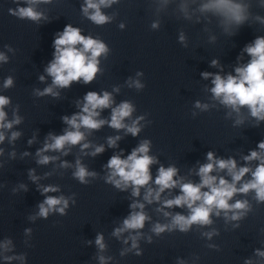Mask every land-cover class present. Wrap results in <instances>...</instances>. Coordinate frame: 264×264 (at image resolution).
<instances>
[{
    "label": "water",
    "instance_id": "1",
    "mask_svg": "<svg viewBox=\"0 0 264 264\" xmlns=\"http://www.w3.org/2000/svg\"><path fill=\"white\" fill-rule=\"evenodd\" d=\"M206 2L208 0H169L165 5L163 0H119L102 9L112 20L96 25L82 12L85 0L35 4L36 10L43 13L39 21L21 19L10 12V9L27 7L29 0H0V52L8 57L7 62H0V94L11 97V104L6 107L8 119L13 118L17 105L19 115L24 118L20 125L6 130L8 136L16 130L22 131V136L12 143L6 139L0 145L5 149L0 157L3 163L0 167V264H100L101 255L112 258L107 264H180L181 260L185 264H245L248 259L252 264H264V257L256 255V249L264 250V203H257L254 191L233 198L247 199L251 205V211L240 220L226 221L222 212L220 217H213L212 225H193L187 233L173 231L160 236L151 232V226L157 221L167 223L168 218L156 210L157 203L145 202V211L152 220L141 230L144 234L139 240L142 255H136L135 249L121 255L124 249L131 247V241L124 243L129 233L119 238L112 235L114 228L120 226L131 211L132 200H142L144 192L142 189L139 198L132 197L130 188L121 192L105 183L108 170L103 165L121 149L126 156L144 139H150V154L159 160V164L152 166L153 177L160 164L175 165L179 168L178 175L198 181L196 170L199 164L206 162L208 151H214L218 157L236 158L238 167L248 164L254 170L258 164L256 160L248 162L243 157L264 140V121L258 122L252 117L247 106L237 114L212 100L211 78L205 80L201 73L235 74L237 66L250 60L243 49L257 36H264V22L257 19L258 16L264 18V0H243L250 5L248 20L238 28L232 26L229 31H225L222 17L199 10ZM182 4H187V16ZM155 21L159 22L157 29L152 28ZM121 23L125 25L123 29ZM67 24L80 27L83 34L98 37L108 45L107 56L98 58L101 72L89 84L73 82L70 88L57 89L61 93L58 98L36 96L35 89L43 90L51 84L52 78L45 67L53 58L56 34ZM181 33L186 37L183 44L179 41ZM217 58L223 65L222 70L219 65L211 66V61ZM138 72L143 75L138 76ZM40 75H45L46 79L41 81ZM8 76L14 78V86L5 89L3 82ZM129 78L140 80L145 87L130 86ZM104 90L112 93L113 107L122 101L134 104L135 111L131 118H126V123L143 116L140 124L144 127L140 134L125 135L123 130L117 133L104 126L88 137L93 145L105 144L107 150L99 156L85 155L79 146H74L66 157L47 153L59 155L60 160L73 164L81 158L90 170L99 173L96 178H89L91 182L87 185L73 178V168L59 167L60 161L37 164L35 152L47 133L59 134L67 127L62 117L79 111L77 101L82 103L88 91L102 94ZM197 100L213 106L201 111L194 106ZM110 114L111 109H105L101 115L110 119ZM240 117L243 123L235 124ZM117 134L122 136L119 147L107 148V138ZM34 136L36 141L30 145L28 141ZM13 149L16 151L14 159L10 156ZM25 151L31 155L22 158ZM30 168H35L36 174L41 176L38 182L29 179ZM46 172L52 174L45 178ZM214 174L225 175L226 172ZM250 178V173L244 177L245 180ZM22 183L28 186L27 191L19 187ZM37 184L59 185V193L47 195L72 196L75 193L77 203L69 202L67 215L54 213L47 219L35 216L38 204L44 199ZM177 192L178 189L172 190L171 196ZM162 196L171 198L168 192ZM167 211L187 214L188 210ZM29 228L32 231L26 233ZM213 229L218 234L211 239L202 235ZM101 232L107 245L103 251L95 244V237ZM8 239L12 244L6 251L3 242ZM5 255L25 258L6 262Z\"/></svg>",
    "mask_w": 264,
    "mask_h": 264
},
{
    "label": "clouds",
    "instance_id": "2",
    "mask_svg": "<svg viewBox=\"0 0 264 264\" xmlns=\"http://www.w3.org/2000/svg\"><path fill=\"white\" fill-rule=\"evenodd\" d=\"M51 0H29L27 7H19L18 9H10L11 14L23 19L28 18L33 21H39L43 13L34 7L38 3H49ZM119 0H85L81 6L83 14L94 24L104 25L112 20V16L106 14L102 9L111 7L112 4L118 3ZM169 0H163V4H167ZM250 5L244 3L243 0H208L200 6L201 12H212L222 17V23L225 25V31H229L232 26L237 28L242 26L249 17ZM185 15H188L187 4L181 5ZM258 20L264 22V18L257 17ZM125 25L120 24L123 29ZM153 29L159 28V22L152 24ZM183 33L179 36V41L185 42ZM54 53L53 58L45 67V72L52 78L51 84L43 90L35 89L34 94L39 97L51 95L54 98L60 97V91L57 89L70 88L73 82L84 84L91 83L101 72L99 67V57L107 56L109 52L108 45L98 37L85 35L82 29L72 24H67L62 31L58 32L53 41ZM186 46V45H185ZM244 53L250 57V60L237 66L232 72L222 74L220 72L204 71L201 76L207 80L211 78L210 89L212 100L219 101L220 104L232 111L240 114L241 108L247 106L252 117L256 120L264 121V36H257L253 42L248 43L244 49ZM242 57H238L240 59ZM8 57L0 52V62H7ZM220 66L219 59H213L211 66ZM138 76L143 72H138ZM39 79L44 81L45 75H40ZM130 80V86L137 89H143L145 85L140 80ZM14 86V78L8 76L4 82L5 89ZM116 91H119L117 88ZM83 102L77 101V107L80 109L71 115H64L62 120L67 126L61 133L57 134L50 131L44 138L41 147L36 149V163L39 165H48L50 163L60 161L59 167L73 168L72 176L81 184H89V178H96L99 173L90 170L81 158H77L75 163L68 160H60L59 155H49L47 153H60L68 156L74 146H79L80 151L85 155L92 157L103 154L107 149L105 144L93 145L88 139L91 133L99 131L104 126H108L117 130L119 133L124 131L125 135L131 134L137 136L140 134L143 125L140 121L144 119L139 116L132 119L130 123H126V118H131L135 111V106L130 101H122L115 107L114 97L111 92L104 90L102 94L97 91H88L82 98ZM11 104V97L0 94V145H3L6 139L10 143L15 142L22 136V131H11L10 136L6 130H12L14 126L20 125L23 117L19 115V106L13 111V118L8 119L6 107ZM195 108L201 111H208L213 105L202 103L199 100L195 102ZM105 109H111L110 119L102 117ZM195 115V113H193ZM231 115V112L229 113ZM243 123V117L235 121L239 125ZM122 136L117 134L107 138V148L119 147L118 141ZM36 137H32L28 143H35ZM151 140L144 139L133 150L123 155L124 150L114 153L103 165L107 169L104 177L105 183L111 184L117 190L126 192L131 189V196L139 198L141 190L144 189L143 199H134L129 205L131 211L122 220L120 226L114 228L112 235L121 237L123 233H129L124 239L127 244L131 241V247L124 249L121 255L135 249L136 255H142L143 250L139 248V240L144 235L141 230L145 228L146 223L151 222L152 217L145 211L146 204H158L157 211L163 213L168 218L167 223L157 221L152 224L151 232L157 236L165 232L179 231L182 233L189 232L193 225L200 227L209 226L214 223L213 217H220L223 212L226 221H237L244 218L249 211L251 205L247 199L234 200L237 194L255 193L257 203H264V140L258 142L257 148L250 150L248 155L243 159L245 161H258L257 166L253 170L250 165L239 166L234 157H218L214 151H208L206 154V162L199 164L196 175L198 181L188 180L179 174V168L175 165L164 166L160 164L157 174L153 177L152 166L159 164L156 156L150 154ZM91 149V151H87ZM5 149L0 147V157L4 155ZM31 155L30 152H23L22 158ZM11 158H15L16 151L12 150ZM199 163V162H198ZM3 163L0 162V167ZM226 172L225 175L214 173ZM251 174V178L245 180L244 177ZM52 173H44V177ZM29 179L34 183L41 179L36 174L35 168L28 169ZM230 177V179H229ZM243 183L241 184V181ZM239 185V186H238ZM24 191L28 190L26 184L19 186ZM38 190L44 195V199L38 204V212L35 216L47 219L50 214L59 213L67 215L69 202L74 205L77 203L73 193L72 196L47 195L48 193H59L61 191L59 185L55 184H37ZM178 189L177 194L171 196L172 190ZM168 192L171 198H166L162 194ZM184 209L187 214L181 211H167V209ZM35 219V217H32ZM238 226V225H237ZM26 233H30L32 229H26ZM218 234L217 230L204 232L202 235L209 239L213 235ZM148 242H152V237H148ZM88 243H91L89 241ZM12 241L10 239L3 242L6 251L10 250ZM95 244L100 251H103L107 245L105 243L104 234L97 233ZM215 247V246H211ZM256 255L264 257V250L256 249ZM24 256L5 255L3 260L11 262L15 259H24ZM100 264H107L111 257L103 255L98 257ZM180 264H185L183 260ZM245 264H252L251 259L245 261Z\"/></svg>",
    "mask_w": 264,
    "mask_h": 264
}]
</instances>
